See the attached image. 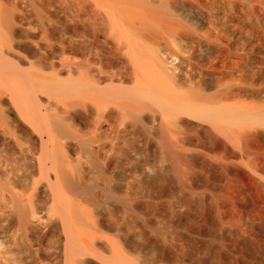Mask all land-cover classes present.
I'll return each instance as SVG.
<instances>
[{
  "label": "bare ground",
  "instance_id": "1",
  "mask_svg": "<svg viewBox=\"0 0 264 264\" xmlns=\"http://www.w3.org/2000/svg\"><path fill=\"white\" fill-rule=\"evenodd\" d=\"M209 257L264 264V0H0V264Z\"/></svg>",
  "mask_w": 264,
  "mask_h": 264
},
{
  "label": "rangeland",
  "instance_id": "2",
  "mask_svg": "<svg viewBox=\"0 0 264 264\" xmlns=\"http://www.w3.org/2000/svg\"><path fill=\"white\" fill-rule=\"evenodd\" d=\"M255 146H257V147H260L258 144H256ZM196 173V172H195ZM194 173V174H195ZM198 173V172H197ZM193 174V173H192ZM193 174V175H194ZM200 173H198V174H195V176H196V178H195V181H197V184L194 182L193 184H195V185H193V188H192V190L190 191V189H191V185H187V186H189V187H184V189L186 188V192H187V189H189V191L186 193V192H184V190L183 189H181V191H182V196H184V197H186L187 199H189V197H191L192 199H190V200H192V201H190V202H193L194 201V199L196 198L197 200H195V204H193L194 206H195V208L197 207V205H198V201L200 200V201H204V202H208L209 201V198L211 197H209V195L211 194V192H214V193H212V194H215V195H218V194H216V193H219V195H221V199H222V203H221V205L223 204V201L225 200V202L227 201V199L229 200V203H230V205H234L233 203H232V201H235V203H240V202H242V200H243V197L240 195V193L242 192V191H244V189H255L252 185H251V183L248 181V180H246V179H243V178H241V177H239V176H236V178H233V176L231 177V178H228V179H225L226 177H224L223 175L221 176L220 174V176L219 175H209V174H200ZM210 176V177H209ZM213 176H215L216 178H214ZM209 177V178H208ZM213 177V178H212ZM235 177V176H234ZM206 179V180H205ZM228 180V181H227ZM204 181H208L207 183L205 182L204 183ZM203 182V183H202ZM168 183V182H167ZM166 182L165 183H163L162 185H157L156 187H157V189H163L164 190V192H163V190H162V196H163V198L166 196H168V194H164V193H166L167 192V190L168 189H170V186L168 187V185L169 184H167ZM199 183V184H198ZM201 184V185H200ZM197 185V186H196ZM199 185V186H198ZM184 186H185V184H184ZM209 186V187H208ZM197 189H196V188ZM208 187V188H207ZM204 188V189H203ZM193 189H194V192H193ZM213 190V191H212ZM210 191V192H209ZM197 192V193H196ZM206 192H208V193H210L209 195L206 193ZM206 193V194H205ZM203 194H205V198L204 199H206V200H208V201H206V200H202L203 198L202 197H200V195L202 196ZM223 194V195H222ZM206 195H207V197H206ZM218 195V196H219ZM226 195V196H225ZM200 198H199V197ZM223 196H225V197H223ZM220 197V196H219ZM227 197V198H226ZM233 199H231V198ZM183 198V197H182ZM194 198V199H193ZM202 198V199H201ZM186 199L184 198V199H182V202L185 204V203H187V205H188V200H186ZM232 200V201H231ZM197 201V202H196ZM200 201H199V203H200ZM220 202H221V200H220ZM224 202V205H223V207L221 206V209H220V212L222 213L221 215H223V213L225 214V212H227L226 214H228V216H229V213H231V217L230 218H236L235 216H238V214L237 213H234L231 209V206L227 203H225ZM207 206V205H206ZM226 206V207H225ZM227 208V209H226ZM231 208V209H230ZM222 209H225V210H222ZM226 210H231L230 212L229 211H226ZM198 211H196V212H194V211H191V212H188V213H185L183 216H182V222H185V221H188V220H194V219H196V221H200L201 219H202V216H201V218H200V215H196V213H197ZM207 213H209V212H207ZM207 213H206V215H203V218H206V219H204L206 222L207 221H209L210 220V218H212L211 217V215L209 214V215H207ZM234 213V214H233ZM197 214H199V212L197 213ZM226 214L225 215H223V216H226ZM210 218H209V217ZM185 220V221H184ZM203 219L201 220V221H204ZM210 233V231H208V230H205V231H200V230H193V231H186L185 230V232L183 231V234H182V236L184 237L183 239L185 240V238L188 240V236H189V238L191 239V237H193V239L195 240V242H198V244L197 245H199L198 247H199V249H204L205 247H203V246H201L200 244H202L203 245V243L201 242V238L204 240L206 237L208 238L209 237V234ZM206 235H208V236H206ZM195 237H196V239H195ZM208 239H210V238H208ZM205 240H207V239H205ZM199 242H201V243H199ZM207 242V241H206ZM207 245H209L208 244V242L206 243ZM206 244H204L205 246H206ZM193 246H195V245H193L192 244V247ZM210 246V245H209ZM195 249H196V246H195ZM208 261L207 262H209L210 264H211V262L212 263H214V261H212L213 259H211V257H209V258H206ZM210 259V260H209Z\"/></svg>",
  "mask_w": 264,
  "mask_h": 264
}]
</instances>
